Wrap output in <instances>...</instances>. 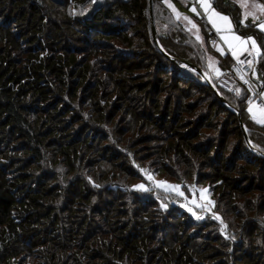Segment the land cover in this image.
<instances>
[{
    "label": "trees",
    "instance_id": "1",
    "mask_svg": "<svg viewBox=\"0 0 264 264\" xmlns=\"http://www.w3.org/2000/svg\"><path fill=\"white\" fill-rule=\"evenodd\" d=\"M52 1L0 0V264H220V260H208L213 254H206L202 249L204 245L195 242L196 239L192 236L194 232L188 227L197 221L191 222L188 217L190 215L185 212L176 224L166 228L162 226L161 230L155 227L151 232L142 229L134 233L135 237L134 230L131 231L130 228H120L118 231V228L113 227L115 240L106 241L108 229L97 230L102 224H99L97 219L104 214L103 209H109L111 202L106 204V200L98 198V194L91 192L85 183H79L82 187H79L78 195L74 193L70 198L68 206L65 194L69 191L66 188L58 187L59 184H50L48 178L35 183L34 180L39 177L36 171L42 167L40 162L43 160H49L51 164L42 167L45 175L49 176L50 173L52 176V167L60 163L56 161L55 153L62 155L63 161L68 163V166H65L66 175L68 172H79L92 164L76 144L81 148L87 145L89 149L93 146L94 138L91 133L85 138H75L74 134L85 135L91 127L101 125L100 121L106 123L112 118V102L109 100L112 92L118 97L113 102L117 111H123L125 107L131 110L135 117H140L141 121L143 119L145 125L151 127L150 131L160 138L154 152L156 159L163 160L160 170L171 172L168 167L174 162L176 164L173 156L177 153L190 163L189 170L183 172V176H189L191 171L195 170L193 181L197 185L207 183L209 192L216 201L213 211L217 212L227 225L225 232L217 230L219 236L226 240L228 233L232 232L231 224L221 214L218 199L214 196L216 191L225 190L229 198L227 204L230 205L236 203L233 198L238 197L241 202V198L251 197V190L255 189L259 195L253 194L252 199L258 200V210L264 215V182H261L262 185H246V180L256 178L253 171L255 168H259V177L264 179L261 174L264 170V156L258 152L264 153V125L255 123L247 116V91L238 83L237 87L242 89L243 95L237 97L236 93H230L217 84L218 77L215 74L208 75L213 87L223 96H229L224 97L232 107L240 111L248 138L258 151L247 145L236 112L219 99L202 76L182 63L172 62L154 44L148 0H96L95 3L93 0H58L63 3L59 8L61 15L55 11ZM259 1L264 3V0ZM66 2L69 3L68 14L63 9ZM213 4V7L230 14L237 32L256 39L262 52L259 57L262 70L264 33L252 22L246 21V26L242 25L237 7L232 4L222 1L218 3L216 0ZM85 6L90 10L84 12ZM152 12L158 42L164 52L172 57L190 61L204 72L210 73L205 57L215 51L210 47V42L214 39L209 41L214 31H211L208 24L204 22V28L209 29L208 34L204 28L200 30L203 40L198 41L184 28V22L175 20L162 0H152ZM166 16L171 22L175 20L176 28L172 29L177 31L171 32ZM192 18L198 21L196 16L193 15ZM163 25H166V28H162ZM163 29L169 32L166 33ZM192 53L195 54L194 57ZM128 55L131 57H127ZM103 60L111 65L105 76L106 64L102 63ZM98 62H101V65H97ZM225 62L221 73L232 63L226 58ZM219 65L220 69L224 66L221 63ZM150 69L154 70L156 78L146 79L143 85V81L137 79L135 86L139 92L136 96L128 92V79H134L136 75L139 76L138 72ZM166 83L172 87L171 95L182 93L178 118L175 117L174 108H170V100H158L157 94L162 88L165 90ZM141 92H144L143 96ZM134 97L137 106L132 109L128 100L132 101ZM190 100L195 102V105H192ZM158 101L164 103V109L159 108ZM209 105H213L214 112L208 114L206 108ZM223 107L229 110L228 117L237 119V136L240 137L239 141H236L237 147L243 142L244 149L249 153V157L241 158L244 162L239 164L230 162L231 157L232 160L235 157L234 151L229 162L220 161L222 159L219 160V156L224 155L223 150L219 151L216 144L219 138L212 132H206L213 128L211 121L217 109ZM103 111L110 118L104 119ZM44 116L43 120L46 123L53 121V125H45L40 129L38 119ZM193 117L197 118L195 128H192ZM134 126H129V129L132 130ZM56 130L64 131V134L71 133L70 136L75 139L58 141L57 146L46 158L43 154L46 145L53 148L54 139L58 140V135H61ZM112 131L115 132L116 128L113 127ZM49 134L54 135L49 137ZM114 138L117 143L121 140L115 135ZM82 142L85 144L82 145ZM118 145L122 147L120 143ZM109 152L110 148L106 153ZM81 157L83 161L79 164ZM256 158H259V161L256 162ZM125 160V155L118 152L116 161ZM179 161L182 162L180 159ZM72 162L74 165H71ZM147 166L153 167L149 163ZM8 169L13 171L14 179L7 178ZM80 173L76 176L79 179ZM26 181H29V184ZM59 193L64 195L62 202L58 201ZM75 198L81 203L77 213L78 207H73ZM93 198L95 200L92 204H97V207L94 212H90L89 201ZM99 204L103 208L99 207ZM85 207L89 208V212ZM238 208L237 204V211ZM108 212L110 213V210ZM170 216H174V207L167 210V218ZM114 217H118V223L121 221L120 216L115 214ZM144 217L141 222L148 219L147 216ZM207 217L209 220L206 224H214L211 230L216 229L219 223H216L213 217ZM154 223L155 221L151 220L150 228ZM169 226L176 229L174 233L170 232ZM180 228H186L190 233L184 235ZM129 230L130 233L124 237V232L128 233ZM179 234H182V239ZM243 238L239 236V239ZM263 244L264 242L259 248L264 252ZM243 253L245 251L241 250V256L238 258L244 261L243 264H258L250 258L243 259ZM252 256L254 257L249 253V257ZM27 257L30 258L27 260ZM220 259L221 263L224 262ZM224 260L226 262L227 259ZM236 263L239 264L235 259Z\"/></svg>",
    "mask_w": 264,
    "mask_h": 264
},
{
    "label": "rangeland",
    "instance_id": "2",
    "mask_svg": "<svg viewBox=\"0 0 264 264\" xmlns=\"http://www.w3.org/2000/svg\"><path fill=\"white\" fill-rule=\"evenodd\" d=\"M216 1L218 3L222 1V3H228L230 5L232 4V6L237 7L238 17L240 20L244 19L245 22L249 21L254 23L251 16L248 17L244 16L246 10L248 11L251 10L250 8H248V5L252 2V0H216ZM52 2L55 5L56 8L55 11L59 12L60 13L59 15H61L62 11L61 10L59 11V8L63 6L62 5L63 3L58 2V0H53ZM171 2L178 9L180 13L186 14L188 17H190L193 23L197 25L199 29V35H200V30L204 28V22H206L209 28L211 29V31H214V34L210 36L209 41L214 39L217 42V45L224 51V54L230 52L227 49V45L220 40L219 36L216 33V30L212 27L211 23L208 22L207 15L204 14L203 9L199 6V4L196 5L197 13H199L197 14L190 11V8L193 6L191 2L187 4L182 3L181 0H171ZM213 2L214 0H211L212 7L214 6ZM256 3L264 4L262 1L259 0H256ZM213 8L220 15L229 17L230 22L233 26L232 30L236 35H239L242 38H247L234 29L233 20L229 13L221 11L215 7ZM63 9L68 14L69 12L68 2H66ZM84 9H87L88 11L90 10L88 6H85ZM193 15L196 16V18H198V21L192 18ZM165 18L168 20V25L171 28V32L173 30L177 31L176 29H172V27H175L174 26L175 20L173 19L171 22L167 16ZM159 19L162 20V18ZM199 19H203V21H199ZM217 20L221 24L224 23L222 21H219V18H217ZM257 23H259V20H257L254 24L256 25ZM158 24L160 25V23ZM183 26L188 33L194 34V36L196 37L195 29L189 30L191 26L186 25L185 22ZM186 26H188L189 28H187ZM162 28H166V25H163ZM204 29L207 31L208 34L209 32L208 27ZM163 30L166 33L169 32L166 29ZM222 34L228 35L230 33L227 30H225ZM200 36L202 37V35ZM190 40L193 42L192 38H190ZM191 41H187V42H191ZM210 47L216 50V48L213 47L211 42H210ZM200 53L203 52L200 51ZM192 55L193 57L195 56V54L193 53ZM127 57L130 58L131 55H128ZM258 58L259 57H257V62L259 63L257 65H254V70L257 73V75L256 76L252 75V71H253L252 69L251 73L248 76L251 79L253 85L258 89V91L262 92L264 91V83H262L264 82V73H263L264 67L261 70L260 68L261 59L259 58L258 60ZM228 59L231 62L233 61L234 58H232V56H229ZM96 60L98 59L96 58ZM220 61L221 64H224L222 68H225L226 62L224 60V57L220 58ZM100 63L98 62L97 65H101ZM102 63L106 64L104 66L105 67L104 76H105L108 73L107 69L108 68L110 69L111 65H109L105 60H103ZM138 74L139 76L136 75L134 79H128V81L126 82L129 88L128 92H130L131 94H135V96L139 92L137 91V88L135 86L137 79L138 81L142 80L143 81L142 85H143V83L146 82V79L150 80V79H154V77L156 78V73L154 72L153 69H150L148 71H140L138 72ZM164 88L165 90L162 88L161 92L157 94L158 100H162V101L170 100L172 103V105H170V108L171 109L174 108L175 117L178 118V112L179 110H181L180 104H182L181 103L182 93L178 92L174 96L171 95L172 87L168 86L167 83L165 84ZM151 90L150 92H152ZM141 94L143 96L144 92H141ZM115 95H116L115 93L111 92V99H109L111 100L110 102H112V106L110 107V111H111L110 114H112L111 119H108L106 123H102V121H100L101 125L91 127L92 130L91 128L88 129L85 135H82L80 133L74 134L75 138L78 137L85 138L87 134L91 133V137L94 138L93 146L90 147L89 149L87 148V145H84L85 144L84 142H82V145H84L82 148L80 147L79 144H76V147L80 150V152L81 151L85 152L86 159L92 161L91 165L87 166L86 168H83L82 170H79V172H81L80 173L81 178L79 179L76 177L79 174L78 171L68 172V175H66L67 173L65 172V166H68V163L66 161L65 162L63 161L62 155H58L55 153L54 157L55 159H57L56 161L60 163L52 167L53 170L52 176H50V173L48 174L50 177L45 175L44 169L42 167L45 168L46 166H51V164L49 160H43L41 161L43 163L40 162L42 167H39L38 170L36 171V174H38L39 177L37 180H34V183L36 181H39L40 179L46 180V178H48L50 180V184L53 185L59 184L58 187L66 188L67 191H69V193L66 192L65 194L66 195L65 199L66 201L68 200V203L66 202L68 206H70V198L73 196L74 193L78 195L79 187H82L81 185H79V183L80 184L85 183V186H87L91 192L98 194L97 195L98 198L101 197L102 199H105L107 202L106 204L111 202V204H109L110 205L109 209H103L102 212L104 214L101 215V217L98 216L99 218L97 219V222L99 224L102 222V224L97 227V230L103 228L104 230L108 229L106 241L115 240L114 232L112 231L113 227L118 228L119 229L118 231H120V228L121 229L123 228V230L125 228L126 229L130 228L131 231L134 230L133 234L138 233L142 229L151 232L154 230L155 227L161 230V228H163L162 226L166 228V226L168 225L172 226L177 222H179L180 216H183L185 212L186 214L190 215L188 217L191 222L197 221L196 223H193L190 227H188L194 232L192 233V236L194 239H196L195 242L204 245L202 249L205 250L206 254H213L212 258H209L208 260L210 259H214V261L220 260L219 261L220 264H227V261L229 262V264H235V259H236V261H238L239 264H243L244 261L238 260V258H240L241 256L239 255L240 251L243 250L245 251V253L242 254V256H244L243 259L246 260L250 258L252 261H256L258 264H264V257H263L264 252L260 251L259 248L261 247V243L264 242V215L262 211L258 210V204H259L258 200L252 199L254 195L258 194L257 190L255 189L251 190V194H250L251 197L248 196L245 198H241V202H239V199L236 195L237 198L236 199L233 198V201L235 200L234 202L236 203L233 204L230 203V205L229 203L227 204L229 198L225 190L219 191L221 192V199H219V192L218 191L215 192L214 196H216L218 199L220 205L219 209L221 210V214L223 215V217L225 216L227 220L230 222L231 231H232L231 234L228 233L227 235L228 239L225 240L224 238L220 237L217 230L221 229V224L218 220L214 219L216 223H219L217 228L214 230H211L212 228H214L215 226L214 224L211 225L206 224L209 220L207 216L212 217V212L208 213L205 211H201L199 208H194V211L196 212L197 215L204 217L203 219H199V220L196 219V216L190 213L186 207L181 206L182 204H185L184 197H180L176 195L175 192H165L162 189L156 188L155 186L151 185V183L147 181L145 177L140 173L139 169H147L154 176L156 180H164L170 184L180 185L181 186L180 190L185 192V196L188 197L189 200L193 197V194L190 191H188L191 185L195 184L198 188L209 189L207 183L204 182V184L197 185L196 182L193 181L194 177H192V175L193 172H195V170H192L189 176H183L182 173L187 172V170H189L188 168L190 166V163H187L185 160H183L184 158H181L180 157L181 155L177 153H175L176 155L173 156L176 160V164L174 162V164H172L171 167H168V170L170 169L171 172H168L166 169L160 170L159 169L160 163H163V160L156 159L157 156L154 154L155 150H157L156 147L159 145L160 138L156 135L155 132L150 131L151 127L145 125L142 118L141 121L139 119L140 117H135L134 113L131 110H127V108L125 107V110L117 111L115 104H113L114 99L117 100L118 98L115 97ZM224 96L229 98V96L225 94ZM193 100H195V97ZM162 101H158V106L160 109H164V103ZM190 102L192 103V105H195V102H192V100H190ZM125 104H127V101L125 102ZM128 104H132V109H135L137 106L136 98L134 97L132 101L128 100ZM212 106L213 105H209L208 108H206V113L209 114L210 112L212 113L214 112L212 110ZM247 107L248 104H246L245 106V111L248 114L247 116L250 117V114L246 110ZM223 108L222 109L220 108V110L217 109V111L215 112V116L212 118L211 121L213 128L211 129V131H209V129L206 130V132L207 131L212 132L214 133L215 136L219 138V140L216 141V144H218L219 151L223 150V155H224V156H219V160L222 159L220 161L227 162L228 160L229 162V158L232 155V152L234 151L233 154L235 157H233V160L231 157L230 162L231 164L232 163L239 164L240 162H244L242 161L241 158L249 157V153L246 149H244L245 146L243 142H241L239 147H237L236 141H239L240 138L239 136H237V123H236L237 119H234L232 116L228 117V115H230L228 112L229 110L227 111L225 107ZM102 115L104 116V119L110 118L108 117L107 113L104 111ZM44 118L45 116L41 119H38V121L40 122L38 128L40 129H42L43 126L45 125L47 126L53 125V121L46 123L45 120H43ZM193 118L194 120H192L191 118V122L193 123L192 128H195V123L197 121V118L195 117ZM131 125H135L132 130L129 129V126ZM113 127L116 128L115 132L112 131ZM56 132H60L61 135H58L59 136L58 140L57 138L54 139L53 143L55 144L53 145V148L52 146L47 147L46 145L45 149L43 150V154L46 156V158L47 156L50 155L49 153H51L52 150L57 146L58 141H64V140L72 141V139H75L74 137L70 136L71 133L64 134L63 133L64 131L61 130H56ZM53 135L54 134H49V137H53ZM114 135L118 140L121 139L119 143L123 148L119 147L118 145L119 143L115 141L116 139L114 138ZM120 135L122 136V138ZM109 148H110V152L109 154H107L106 152L107 149ZM118 152H121L123 155H125L126 157L125 161H116V155ZM221 157H225V158H221ZM179 159L182 160V162L181 161L178 162ZM258 159L259 158H256L254 160H256L257 162ZM82 161H83V157L80 158L79 164H81ZM95 161L96 163L94 164ZM2 162L4 163V161ZM146 163L147 164L149 163V165H152L153 167H148ZM71 165H74V163L72 162ZM253 171L255 173L256 178H254L253 180H246V185L248 183L252 185L253 184L262 185L261 182L263 183L264 179L259 177V168H255V170ZM261 174L264 175V170L262 171ZM6 176L8 179H11V177L12 179H14L13 171L11 172L10 169H8L6 172ZM141 182L145 183L146 186H148L151 190L142 191V190H137L133 187L134 185ZM26 183L29 184V181H26ZM58 190L61 192L63 191L62 189H58ZM59 195L60 198L58 201H61L64 195L63 193H59ZM195 195L198 196L199 194L197 193ZM205 195L209 196L211 200L215 201L214 197L211 195L210 192L205 193ZM95 198L89 201L88 207H90V212H94L95 207H97V204L95 205L92 204ZM98 198L96 199L98 200ZM250 199L252 201H250ZM230 202H232V200ZM162 203L167 204V207L162 208L161 207ZM79 204L81 203H78L77 199L75 198V206L73 207H78L76 213L79 211V206H80ZM237 204L239 205L238 211L236 210ZM100 206L101 204H99V207ZM104 206L105 204L103 203V207ZM88 207H85V209L89 212ZM172 207H174V216H170L169 218H167V210L171 209ZM143 208H145L146 210ZM82 209L84 210V207ZM109 210L110 213L108 212ZM100 213L101 212H99V215ZM115 214L116 216H120L119 218L121 221L119 223L117 221L118 217H114ZM144 215L147 216L148 219H146L145 222H141L140 221L141 218H145ZM151 220L155 221L154 226H152V228H150L151 225L149 224ZM164 223H167V225ZM169 230L170 232L174 233L176 229H172L170 227ZM179 230L180 232H183L184 235H186V233L187 234L190 233V231L186 228L184 229L180 228ZM129 233L130 230L128 231V233L124 232V237ZM238 234L239 236L244 237L242 239L243 241L239 239ZM130 235L132 236V234ZM160 235H161V231H160ZM181 236L182 234H179L180 239H182ZM198 237L200 238V240H198ZM232 237H235V239H232ZM245 238L248 240V242ZM129 240L131 239L129 238ZM254 249L256 250V252H254ZM249 253H252L254 257L253 256L249 257ZM29 258L30 257H27L26 259L28 260ZM220 258H222L224 262L221 263ZM225 258L227 259L226 262L224 260ZM139 261H141V257L139 258ZM136 264H140V262H136Z\"/></svg>",
    "mask_w": 264,
    "mask_h": 264
},
{
    "label": "snow or ice",
    "instance_id": "3",
    "mask_svg": "<svg viewBox=\"0 0 264 264\" xmlns=\"http://www.w3.org/2000/svg\"><path fill=\"white\" fill-rule=\"evenodd\" d=\"M95 2L96 0H93V3ZM162 2L163 4L167 5L169 9H171V12L174 15L176 21L187 22V25L191 26L189 30H196V39L198 41H201L203 39L199 35V29L197 25L193 23L190 17L181 14L178 9L173 5L171 0H162ZM181 2L185 4L191 2L193 6L190 8V11L193 13H197L196 5L199 4V6L203 9L204 14L207 15L208 22L211 23L212 27L216 30V33L219 36L220 40L227 45V49L231 52L232 57L236 59L237 64L241 66L247 64L248 68L253 69L252 75H257L254 70V64L257 63L256 58L261 57L262 52L255 38L251 36L247 38H242L241 36L236 35L232 30L233 26L230 22L229 17L222 16L218 12H216L215 9L212 7L211 0H181ZM248 8H250L251 10H246L244 16H251L254 23L259 20V23L256 24V27L260 31L264 32V4H259L256 3V0H252V2L248 5ZM83 11L86 12L87 9H84ZM217 18H219V21H222L224 23H219ZM241 24L245 25L244 19L241 20ZM225 30H227L230 34H222ZM211 43L213 47H215L216 50L221 53V55L224 54V51L217 45V42L215 40H213ZM244 53H247L248 56H252L253 59L246 61L241 60L240 56ZM217 63L218 62L213 57H208V68L212 70V72L208 73L209 76H211L212 73H214L217 77L221 76V69L217 66ZM185 67L187 66L185 65ZM237 74L240 76V79L243 80L244 83L249 86L248 91L254 92L255 89L253 88L251 81L245 78L246 73L243 71L242 67L237 69ZM234 91L237 97H241L243 95V91L241 88L237 87L234 89ZM247 104L248 107L246 110L250 114V119L259 125H264V91L259 92L258 95L255 97L249 96L247 98ZM139 171L145 177V179L156 188L162 189L165 192H175L176 195L184 197L185 204H182L181 206L186 207L190 213L196 216V219L199 220L203 219L204 217L197 215L194 211V208H199L201 211L205 212H212L213 219L218 220L221 224V232H225L227 225L224 223L222 217L213 211L215 207V201L211 200L209 196L205 195V193L209 192V189L198 188L195 184L191 185L188 191L193 194V197L189 200L188 197L185 196V192L180 190V185L170 184L164 180H156L147 169H139ZM133 187L137 190L142 191L151 190L143 182L138 183ZM197 193L199 194L198 196L195 195ZM161 207L166 208L167 204L162 203ZM232 239H235V237H232Z\"/></svg>",
    "mask_w": 264,
    "mask_h": 264
},
{
    "label": "water",
    "instance_id": "4",
    "mask_svg": "<svg viewBox=\"0 0 264 264\" xmlns=\"http://www.w3.org/2000/svg\"><path fill=\"white\" fill-rule=\"evenodd\" d=\"M149 1V17H150V22H151V36H152V39H153V42L154 44L157 46V48L163 53L165 54L172 62H175L176 64H184L186 65L187 67H190L192 69H194L195 71H197L201 76L202 78L207 82V84L213 88L215 94L219 97V99L226 105L228 106L232 111H235L237 116H238V119H239V124L243 130V134H244V137H245V140H246V143L247 145L254 151H258L256 147H254L251 143V141L249 140L248 138V135H247V130H246V127L240 117V111L234 107H232L229 102L226 100V98L218 91L216 90L213 85L211 84L210 80H209V77L208 75L206 74V72H204L200 67H198L197 65L193 64L192 62L190 61H186V60H182V59H179V58H176V57H172L168 54H166L164 52V50L161 48L159 42H158V38H157V35H156V30H155V25H154V19H153V12H152V0H148ZM260 154H262L264 156V153L258 151Z\"/></svg>",
    "mask_w": 264,
    "mask_h": 264
},
{
    "label": "built area",
    "instance_id": "5",
    "mask_svg": "<svg viewBox=\"0 0 264 264\" xmlns=\"http://www.w3.org/2000/svg\"><path fill=\"white\" fill-rule=\"evenodd\" d=\"M241 60H250L253 59L252 56H248L247 53H244L240 56ZM257 60V58H256ZM255 65V64H254ZM242 67L243 71L246 73V79H249L251 81V79L249 78V74L251 73L252 69L247 67V64L241 66L237 64L236 59H233L232 63L230 64V66L225 69L221 76L218 77L217 79V84L224 90L229 91L230 93H235L234 89L237 88L238 83H240L245 90L247 91V95H246V99L245 101L247 102V98L249 96H257L259 91L258 89L253 85L252 81L251 84L253 86V88L255 89L254 92H250L248 91V85L244 83L243 80L240 79V76L237 74V69ZM261 87V85H260Z\"/></svg>",
    "mask_w": 264,
    "mask_h": 264
},
{
    "label": "crops",
    "instance_id": "6",
    "mask_svg": "<svg viewBox=\"0 0 264 264\" xmlns=\"http://www.w3.org/2000/svg\"><path fill=\"white\" fill-rule=\"evenodd\" d=\"M167 6V5H166ZM169 9V8H168ZM170 11H171V9H169ZM181 14H183V15H186V14H184V13H181ZM186 23V25H187V22H185ZM188 27V26H187ZM189 28V27H188ZM194 35V34H193ZM241 35H243V34H241ZM245 37H250V36H246V35H244ZM195 37V36H194ZM249 45H250V43H249ZM250 48V47H249ZM215 52H213V53H208L207 54V56H206V58H207V60H208V57L209 56H211V57H213L218 63H217V66H220L219 64H220V58H223L224 57V60H225V58L226 59H228V57L229 56H232L231 55V52H228V53H225V54H223V55H221V53L220 52H218V51H216V50H214ZM233 58V57H232ZM209 69V68H208ZM221 70H223V68H221ZM209 72H212V70L211 69H209ZM208 74V73H207ZM212 74H214V73H212Z\"/></svg>",
    "mask_w": 264,
    "mask_h": 264
}]
</instances>
